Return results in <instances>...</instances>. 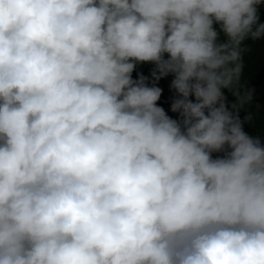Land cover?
<instances>
[{"label":"clouds","instance_id":"9594fccd","mask_svg":"<svg viewBox=\"0 0 264 264\" xmlns=\"http://www.w3.org/2000/svg\"><path fill=\"white\" fill-rule=\"evenodd\" d=\"M261 4L0 0V264H264V146L223 92L252 98Z\"/></svg>","mask_w":264,"mask_h":264},{"label":"trees","instance_id":"16d2710c","mask_svg":"<svg viewBox=\"0 0 264 264\" xmlns=\"http://www.w3.org/2000/svg\"><path fill=\"white\" fill-rule=\"evenodd\" d=\"M259 23H264V0L258 9ZM217 30L219 31L218 26ZM225 39L223 33H220L218 42ZM246 51L243 53V71L241 74L239 94L242 96L246 92H251V100L242 106L239 105L237 96L233 92L224 89L226 97V104L229 110L234 114L238 113L239 119L242 123L243 131L253 139H259L261 146H264V36L259 40H252L248 38L244 42ZM167 58V54H165ZM156 66L152 62H140L136 64L132 72V79L138 80L141 76L145 78V84L148 87L156 86L161 89V96L157 101V106L164 109L165 113L173 120L181 124L183 130V117L180 112H173L171 106L177 98L175 90L171 87V81L174 79L172 74L162 77L159 80L154 79L153 72ZM189 99L192 102H197L194 95ZM237 105L236 109L232 106ZM230 151V149H229ZM224 152L213 153L212 157H224Z\"/></svg>","mask_w":264,"mask_h":264}]
</instances>
